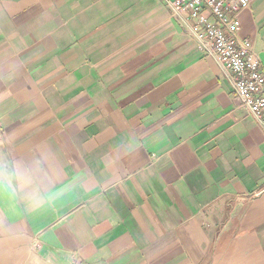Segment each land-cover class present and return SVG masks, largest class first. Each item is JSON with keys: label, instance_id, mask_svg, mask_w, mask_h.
<instances>
[{"label": "crops", "instance_id": "crops-1", "mask_svg": "<svg viewBox=\"0 0 264 264\" xmlns=\"http://www.w3.org/2000/svg\"><path fill=\"white\" fill-rule=\"evenodd\" d=\"M0 264H264V132L159 0H0Z\"/></svg>", "mask_w": 264, "mask_h": 264}, {"label": "built area", "instance_id": "built-area-1", "mask_svg": "<svg viewBox=\"0 0 264 264\" xmlns=\"http://www.w3.org/2000/svg\"><path fill=\"white\" fill-rule=\"evenodd\" d=\"M159 1L229 75L233 95L264 132V74L253 45L239 36V14L254 0Z\"/></svg>", "mask_w": 264, "mask_h": 264}]
</instances>
